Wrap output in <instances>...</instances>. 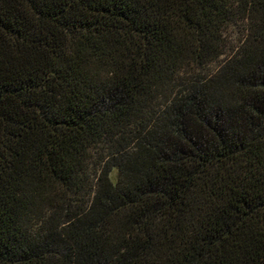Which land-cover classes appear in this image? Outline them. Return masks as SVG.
<instances>
[{
	"label": "trees",
	"instance_id": "16d2710c",
	"mask_svg": "<svg viewBox=\"0 0 264 264\" xmlns=\"http://www.w3.org/2000/svg\"><path fill=\"white\" fill-rule=\"evenodd\" d=\"M0 264H264V0H0Z\"/></svg>",
	"mask_w": 264,
	"mask_h": 264
}]
</instances>
